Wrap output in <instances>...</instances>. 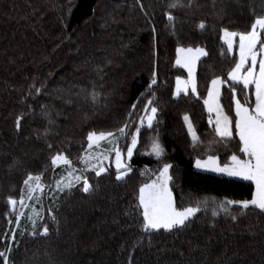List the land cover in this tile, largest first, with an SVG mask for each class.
Segmentation results:
<instances>
[{
	"label": "trees",
	"instance_id": "trees-1",
	"mask_svg": "<svg viewBox=\"0 0 264 264\" xmlns=\"http://www.w3.org/2000/svg\"><path fill=\"white\" fill-rule=\"evenodd\" d=\"M173 2L177 0H141V11L136 0H0V251L8 246L15 222L14 215L9 217L11 224L6 218V197L19 200L23 180L30 172L43 173L42 181H46L53 171L47 145H53L52 154L61 150L79 166L88 131L115 130L128 122V131L135 132L152 72H158L154 86L157 119L151 129L145 125L140 130L137 149L127 161L132 172L126 182L114 180V168L108 169L111 175L105 173L102 178L86 173L93 185L99 180L92 194L84 195L79 187L62 193L53 209L56 221L46 215L40 224H48L49 236L15 233L10 261L264 264V219L254 212L240 215L235 208L212 216L213 209L218 210L228 199H251L252 183L193 167L195 159L209 154L221 165L232 154H239L238 137L227 143L216 137L203 99L212 79L219 76L227 81L237 59L236 44L233 54L228 55L220 29L250 30L255 16H264V0H191V6L189 0H178L183 6L168 9ZM165 10L176 17L174 31L163 15ZM201 21L206 30L192 27ZM177 47H201L208 52L195 70L199 100L191 93L175 99L172 96L175 79L186 76L175 65ZM34 78L37 87L46 85L39 96L29 94ZM236 87L241 102L251 99L254 103V96L243 92L242 85ZM93 89L99 94L95 106L86 99ZM138 98L129 120L131 106ZM221 105L234 117L227 86L221 89ZM185 115L198 137L195 146L183 120ZM18 116H22L19 132L15 128ZM49 119L54 123L49 124ZM46 128L49 132L45 137ZM156 138L164 148L160 160L144 154ZM119 147L125 154L124 139ZM164 163L173 165L170 188L176 206H196L200 201L201 211L187 229L152 234L149 246V237L126 213H134L138 188L150 182ZM232 215L238 216L237 221Z\"/></svg>",
	"mask_w": 264,
	"mask_h": 264
},
{
	"label": "snow or ice",
	"instance_id": "snow-or-ice-1",
	"mask_svg": "<svg viewBox=\"0 0 264 264\" xmlns=\"http://www.w3.org/2000/svg\"><path fill=\"white\" fill-rule=\"evenodd\" d=\"M140 5L141 11H144L141 0H136ZM180 5L177 2L170 3L168 9H174ZM191 6V0H189ZM69 7L71 5L69 4ZM166 21L173 26L175 30L176 17L171 11L165 10L163 13ZM63 22V21H62ZM201 31L206 30L207 25L201 21L197 25ZM156 29L153 27V36L155 38ZM238 37V58L235 59V65L227 73V81L217 76L211 80L208 87L207 97L203 99L205 111L209 115V124L214 125V132L220 141L227 143L238 137L239 140V154H232L229 157L228 163H219L216 156L209 154L206 159L197 158L194 162V167L198 170L213 172L228 177H235L243 181H250L254 185V191L251 194V199L232 200L228 199L221 203L212 211V216L215 217L219 212H228L230 209L235 210L240 215H247L249 212H254L258 217L264 219V16H255L250 25V30L243 32L230 31L225 28L220 29V40L223 45H226L227 54L232 55L236 38ZM208 52L201 47H177L175 64L183 68L188 73V78L182 80L180 77L176 79V86L172 92L173 98H179L181 94L188 95L189 90L191 95L197 100L201 99L198 94L197 82L195 76L196 63L202 56H207ZM223 55V53H222ZM231 82V83H228ZM158 84V72L154 69L151 75V80L147 86L146 93L147 102L143 107V115L139 117L138 124L135 126V132L130 133L129 123L125 122L123 126L117 127L115 130L109 131H95L87 132L86 141L87 148L84 153L78 157L79 162L84 165L80 170L73 166V161L61 150H55L53 153V145L49 143L47 149L50 153V166L56 169L65 166L67 176L55 181L56 190L59 192H70L77 185V189L84 195H91L99 184L93 185L91 178L85 173L93 172L96 178H102L108 169L104 166L103 161L108 159L107 156L100 153L98 150L102 142H109L112 148L108 151L114 152L115 155V174L114 180L117 183L126 182V178L132 172L131 165L125 162V154L119 147L121 139L126 141V157L127 160H132L135 150L137 149L140 130L145 125L151 129L153 122L157 119L158 108L155 106V88ZM238 85H242V91L249 96H254V103L251 99L241 102L238 99ZM227 86L231 92V100L234 105V117H230L225 113L221 105V89ZM46 85L41 84L36 86L35 78L32 85L29 86V94L39 96L42 94ZM142 96L145 94L142 93ZM86 99L95 106L99 102V94L95 89L88 93ZM139 103L132 104V111L129 113V120L135 112ZM22 116H18L15 120V128L19 132L21 130ZM185 126L188 130V135L191 137L193 145L198 143V137L194 130L193 124L188 115L183 117ZM49 124L54 123L51 119ZM49 129L44 130L45 137ZM118 134V135H117ZM130 136V141L128 137ZM211 151V146L209 148ZM145 155H154L157 160H160L164 154V148L161 146L159 139H153L151 142V151L145 152ZM48 165L45 166L47 169ZM173 165L164 163L163 167L159 169L158 175L150 182L143 183L138 188L136 202L134 205V213L130 218L136 220L140 232L149 237V246H151L152 234L168 233L173 234L189 228L197 217V213L201 211L200 201L196 202V206H186L178 208L173 199V191L170 188V183L173 177L170 175V169ZM111 175V173H108ZM41 174L26 175L23 180V188L20 189L19 200L12 195L6 197V205L8 212L5 214L6 218L15 216L17 226H19L23 211L19 209L28 208L27 201L40 200V195L45 191V185L42 183ZM144 175V173H141ZM207 204V202H204ZM215 205V201H213ZM34 215L41 220L44 219L39 212L33 209ZM48 216L52 221H56L55 213L48 212ZM33 225V231L28 233L30 236L47 238L50 234V229L47 223L40 225L32 216L28 217ZM231 219L237 221L238 216L232 215ZM9 224L12 223L8 219ZM13 235L9 239L8 246L5 251H0V264H15L14 260L10 261L11 257V242L15 240V229L12 230ZM135 247V244L133 245ZM129 264H132L129 260Z\"/></svg>",
	"mask_w": 264,
	"mask_h": 264
},
{
	"label": "rangeland",
	"instance_id": "rangeland-1",
	"mask_svg": "<svg viewBox=\"0 0 264 264\" xmlns=\"http://www.w3.org/2000/svg\"><path fill=\"white\" fill-rule=\"evenodd\" d=\"M197 25H198V23H193L192 27L195 28V29H198ZM235 44H236V52H237V58H238V37L236 38V43ZM203 57L204 56H202L200 59H202ZM198 61H197V63H198ZM197 63H196V65H197ZM177 67H179V66H177ZM181 69H183V68H181ZM183 71L185 72L186 76L184 78H181V79L182 80H186L188 78V73L184 69H183ZM176 79H175V82H174V89H175V86H176ZM189 93H191L190 90H189ZM208 123H209V115H208ZM211 126L214 128V125H211ZM111 148H112V144L107 142V141H105V142H102L101 147L98 150L100 153H103V155L108 157V159H105L103 161V164H104V166L107 169H109V168H114L115 169V155H114V152L110 153L108 151ZM150 151H151V146L149 148V152ZM124 159H125L126 163H127V161H129V160H127L126 153H125ZM226 163H228V161ZM78 164H79V166L73 164V166L77 170H80V169H82L84 167V165H82L79 162V160H78ZM221 166H223V165H221ZM193 167H194V165H193ZM194 169L199 171V172L212 174V175L219 176V177H225V178H232V179H235V180H240V179L235 178V177H228V176L220 175V174L213 173V172H207V171L198 170L195 167H194ZM67 171H68V169L65 166H61V167H58L56 169H53V171H51L50 174L48 175V178L46 179V181H42V183L45 185V191L43 193L39 194L40 195V200L39 201H36V200L27 201V203L29 204L28 208L19 209V207H18V211H23L24 215L21 218L19 226H17L16 221L14 222L12 230L15 229V233L19 232L21 235H28V233L33 231V225H32L31 220H29V218H28L29 216H32V218L36 221L37 226H39L42 223L43 220H41L38 216L34 215L33 209H35L36 212H39L40 215L43 216V217H45L46 215L48 216V212L49 211L53 212V209L55 208V206H56V204L58 202V198L62 194V192H59V191L56 190L55 181L61 179L62 177H66L67 176ZM85 175H86V173H85ZM155 177L153 179H155ZM241 181H243V180H241ZM246 182H250V181H246ZM76 187H80V185H77ZM253 187H254V185H253ZM12 235H13V232H12ZM12 235H11V237H12Z\"/></svg>",
	"mask_w": 264,
	"mask_h": 264
}]
</instances>
